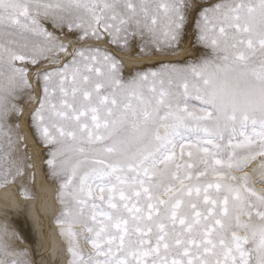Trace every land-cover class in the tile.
Masks as SVG:
<instances>
[{"label": "snow or ice", "instance_id": "snow-or-ice-1", "mask_svg": "<svg viewBox=\"0 0 264 264\" xmlns=\"http://www.w3.org/2000/svg\"><path fill=\"white\" fill-rule=\"evenodd\" d=\"M26 104L67 264H264V0H0V187Z\"/></svg>", "mask_w": 264, "mask_h": 264}, {"label": "rangeland", "instance_id": "rangeland-1", "mask_svg": "<svg viewBox=\"0 0 264 264\" xmlns=\"http://www.w3.org/2000/svg\"><path fill=\"white\" fill-rule=\"evenodd\" d=\"M193 41L192 29L189 27L188 35L185 37L182 45V48L185 50L183 56L174 57L173 59H182L185 56L194 58L199 55L203 49L199 46H194ZM109 48L111 50V46H109ZM121 59L129 61V57L127 56H121ZM157 63L158 58H137L129 62L128 66L143 68L156 65ZM32 107H34L33 104L24 105V112L19 120L10 119L11 123L18 122L20 124V133L24 137L23 144L26 146L23 151L29 158L25 163H31L32 168H25L24 175L17 177L14 183L5 187H0V224L6 223L9 230L16 233V240L13 242V247L26 250L27 259L32 261V264H37L36 259H41L42 257L46 258V261H50L51 264H67L68 256L66 252V242L64 238L60 236L59 227L55 223V218L60 207L57 203L58 185L48 176L47 167L44 164L46 150L37 142L33 135V130L30 127L29 114ZM246 171H250V165ZM22 189L27 191L30 199H25L21 195ZM19 201L22 205L17 203ZM34 203H36V205L38 204L37 209L40 208L43 214L41 216L40 212L38 213V217L40 215L41 218L39 242L36 241V237H26L25 233H23V228H26L25 221L21 218V215L17 214L14 210V208L18 209ZM24 211L25 210L21 213ZM30 242L34 243L31 244ZM40 261H42V259Z\"/></svg>", "mask_w": 264, "mask_h": 264}, {"label": "bare ground", "instance_id": "bare-ground-1", "mask_svg": "<svg viewBox=\"0 0 264 264\" xmlns=\"http://www.w3.org/2000/svg\"><path fill=\"white\" fill-rule=\"evenodd\" d=\"M255 165L252 164L250 165V170L252 167H254ZM257 187L259 188L260 186L257 185ZM14 203V202H12ZM18 204H20V201L17 202ZM33 203V202H32ZM35 204V205H34ZM34 204H28V206H20L22 208H14L15 212H17V214L21 215V218L25 221V227L26 228H23V233H25L26 237L29 236L31 238H35L36 237V241L39 242V236H40V215L38 217V213L40 212L41 216L43 215L42 214V211L39 209H37V205L36 203ZM4 205V204H3ZM22 205V204H20ZM25 205V204H24ZM27 207V208H25ZM23 210H25L23 213H21ZM7 212V211H6ZM12 214V213H11ZM40 218V219H39ZM20 219V218H19ZM44 219V218H43ZM17 221V220H16ZM20 225V224H18ZM25 229V230H24ZM31 240V239H30ZM28 242V241H27ZM31 243V242H30ZM34 242H32L31 244H33ZM33 248V247H32ZM35 255V254H34ZM42 257V256H41ZM49 257V256H48ZM42 259V261H40ZM37 258L36 259V262L37 264H51L50 261H46L45 259L46 258ZM54 259V258H53ZM57 260V259H56ZM56 264V263H55Z\"/></svg>", "mask_w": 264, "mask_h": 264}]
</instances>
